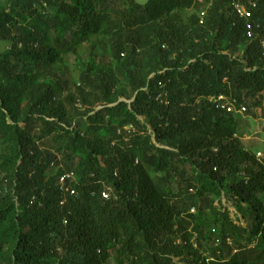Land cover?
<instances>
[{"label":"trees","instance_id":"trees-1","mask_svg":"<svg viewBox=\"0 0 264 264\" xmlns=\"http://www.w3.org/2000/svg\"><path fill=\"white\" fill-rule=\"evenodd\" d=\"M221 94L263 121L232 0H0V264H264V158Z\"/></svg>","mask_w":264,"mask_h":264},{"label":"clouds","instance_id":"clouds-1","mask_svg":"<svg viewBox=\"0 0 264 264\" xmlns=\"http://www.w3.org/2000/svg\"><path fill=\"white\" fill-rule=\"evenodd\" d=\"M44 5H46V3L44 2L43 3ZM260 6V0H232V8H233V11L235 12V15L236 17L238 16L239 18L243 19L246 21V29H247V38L252 42L254 41L255 39H260L261 40V44L264 48V37L262 36V34H259L258 32L256 33L255 30H258L260 28V26L254 22H252V10L253 9H257L258 7ZM205 13H201V16L202 17H205ZM241 13H249L250 16L247 17L245 14L242 15ZM250 27V28H249ZM160 88L161 90H163L159 95H158V99H161L162 102L164 103H168L166 100V97H167V94L166 92L164 91V88L165 86L163 84H160ZM220 96H224L227 100H236V105H235V110L233 112H227L226 110H222V109H218L216 107V103H215V100L220 97ZM210 100L211 102L215 105V109L219 110V111H222V112H225L226 114H237V115H241L243 117H245V114L247 113V108L245 105L241 104L238 102V100L236 98H234L233 96H226L224 94H221L219 96H213V97H210ZM242 107H245L246 108V112L244 113H240L238 111L241 110ZM247 116V115H246ZM261 120V119H260ZM262 121V120H261ZM263 122H264V119H263ZM258 153H263L264 154V150L263 151H257L256 153V158L258 161H262V159L264 157H262L261 159H259L257 157V154ZM70 179L72 181H76L77 180V177H75L73 174H70V175H64L60 178V185H61V189L65 190V191H68L70 193V196L74 194V191H70L69 187L66 188V182L67 180ZM105 193H108L109 194V198L106 199L104 197V194ZM110 197H111V189L110 188H106L105 191L103 192V199L105 201H109L110 200ZM224 198H226L225 196L223 197L222 201L224 200ZM227 200V198H226ZM224 204V202L222 203V205ZM216 205H219L218 203H216ZM230 211V210H229ZM192 212L194 213L195 210H192ZM232 215V214H231ZM242 220H244V217L242 216ZM212 258H209L208 261H210Z\"/></svg>","mask_w":264,"mask_h":264},{"label":"rangeland","instance_id":"rangeland-1","mask_svg":"<svg viewBox=\"0 0 264 264\" xmlns=\"http://www.w3.org/2000/svg\"><path fill=\"white\" fill-rule=\"evenodd\" d=\"M138 3L144 4L147 0H136ZM259 112L257 111L256 114ZM244 136L242 142L244 147L253 151H263L264 150V122L260 120V117L255 115H250L244 117L243 122ZM243 168V167H242ZM224 206H226L230 212L233 219L240 221L241 226L246 227V222L242 220V214L238 212L232 201L223 200Z\"/></svg>","mask_w":264,"mask_h":264},{"label":"built area","instance_id":"built-area-1","mask_svg":"<svg viewBox=\"0 0 264 264\" xmlns=\"http://www.w3.org/2000/svg\"><path fill=\"white\" fill-rule=\"evenodd\" d=\"M242 15H246L247 17L250 16L249 13H241ZM250 28V27H249ZM215 103H216V107L218 109H222V110H226L227 112H233L235 110V105H236V100L232 99V100H227L224 96H220L218 97L216 100H215ZM240 113H244L246 112V108L245 107H242L240 111H238ZM257 157L259 159H261L262 157H264V154L263 153H258L257 154ZM104 197L106 199L109 198V194L108 193H105L104 194Z\"/></svg>","mask_w":264,"mask_h":264}]
</instances>
